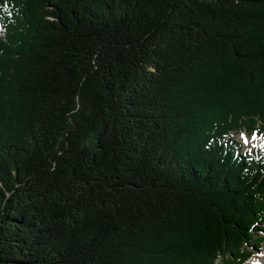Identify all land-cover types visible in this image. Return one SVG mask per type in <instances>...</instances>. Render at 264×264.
Segmentation results:
<instances>
[{
  "label": "trees",
  "instance_id": "1",
  "mask_svg": "<svg viewBox=\"0 0 264 264\" xmlns=\"http://www.w3.org/2000/svg\"><path fill=\"white\" fill-rule=\"evenodd\" d=\"M264 0H0V264H245L264 242Z\"/></svg>",
  "mask_w": 264,
  "mask_h": 264
},
{
  "label": "rangeland",
  "instance_id": "2",
  "mask_svg": "<svg viewBox=\"0 0 264 264\" xmlns=\"http://www.w3.org/2000/svg\"><path fill=\"white\" fill-rule=\"evenodd\" d=\"M239 139L243 141L245 147L249 149H259L264 147V135L255 134L248 136L245 133H242L239 136ZM262 234L264 235V232ZM254 252L255 254L245 264H264V242L261 244V248L255 249Z\"/></svg>",
  "mask_w": 264,
  "mask_h": 264
}]
</instances>
